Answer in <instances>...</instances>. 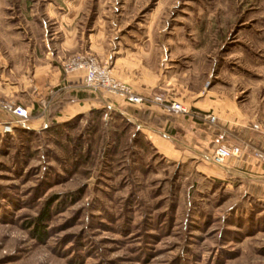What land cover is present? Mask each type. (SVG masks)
<instances>
[{"label": "rangeland", "instance_id": "rangeland-1", "mask_svg": "<svg viewBox=\"0 0 264 264\" xmlns=\"http://www.w3.org/2000/svg\"><path fill=\"white\" fill-rule=\"evenodd\" d=\"M45 1L85 26L115 17L123 33H147L177 64L185 108L193 92L215 99L222 88L258 92L264 103V0H0V8L17 29L37 32ZM81 54L100 58L78 53L62 67ZM54 114L49 127L0 134V264H264V195L223 180L216 165L206 175L191 158L166 156L105 109L66 121Z\"/></svg>", "mask_w": 264, "mask_h": 264}, {"label": "crops", "instance_id": "crops-1", "mask_svg": "<svg viewBox=\"0 0 264 264\" xmlns=\"http://www.w3.org/2000/svg\"><path fill=\"white\" fill-rule=\"evenodd\" d=\"M58 9L61 7L44 2L36 32L35 27H14L0 8V100H12L27 109L29 118L24 126L46 127L54 114L53 107L56 113L52 117L62 121L105 109L143 132L166 156L191 158L196 166H206L205 174L212 176L216 173L208 166L215 167L210 161L214 130L222 128L243 150L217 167L219 176L230 183H240L251 193L264 195V165L251 155L253 148L264 151V103H260L258 92L237 96L222 88L221 98L212 99L205 93L198 100H193L198 97L193 92L188 108H193L194 113L215 114V122L209 123L201 116L174 115L155 103L130 104L90 89L84 85L83 71L69 75L62 72V62L67 57L95 54L100 60H110L112 75L135 92L146 96L162 93L176 101H183V97L185 100L179 75L174 74L177 64L168 57L164 46L153 43L147 33H123L115 17L109 18V27L98 18L93 25L85 26L77 13ZM35 10L29 8V16L34 17L31 12ZM49 20L56 24L52 31L48 29ZM11 119L0 105V133L2 123Z\"/></svg>", "mask_w": 264, "mask_h": 264}, {"label": "built area", "instance_id": "built-area-1", "mask_svg": "<svg viewBox=\"0 0 264 264\" xmlns=\"http://www.w3.org/2000/svg\"><path fill=\"white\" fill-rule=\"evenodd\" d=\"M65 75L77 71L84 72V85L95 91L104 92L116 96L123 101L142 105L145 103H155L161 108L174 115L201 116L209 123L215 122V116L208 114H199L191 112L185 108L179 101L165 97L162 94H153L150 96L135 92L130 85L121 82L113 77L107 61H101L91 54H81L68 59L63 67ZM1 107L12 116V119L1 125V135L12 133L15 126H24L29 118V112L22 105L15 102H1ZM225 130L218 128L213 137V150L210 161L213 165L221 166L229 157H238L243 150L237 144H234ZM251 155L264 165V151L259 148L251 149Z\"/></svg>", "mask_w": 264, "mask_h": 264}, {"label": "trees", "instance_id": "trees-1", "mask_svg": "<svg viewBox=\"0 0 264 264\" xmlns=\"http://www.w3.org/2000/svg\"><path fill=\"white\" fill-rule=\"evenodd\" d=\"M49 125H50V123H49V121H48V125H47V127H49ZM15 129L17 130V129H23V130H28L29 128L28 127H26V126H15ZM46 217V212H45V214H43L42 216H41V219H40V221L38 220V223H37V226L39 227V226H41L42 224V220H44V218ZM37 227V230L39 229V231H38V233L39 234H42V228H38Z\"/></svg>", "mask_w": 264, "mask_h": 264}]
</instances>
